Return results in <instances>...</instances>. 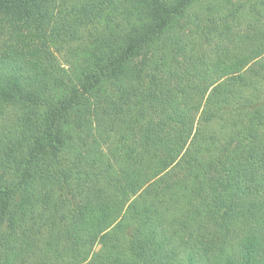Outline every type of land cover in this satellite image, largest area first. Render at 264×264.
I'll return each instance as SVG.
<instances>
[{"label": "trees", "instance_id": "obj_1", "mask_svg": "<svg viewBox=\"0 0 264 264\" xmlns=\"http://www.w3.org/2000/svg\"><path fill=\"white\" fill-rule=\"evenodd\" d=\"M0 264H264V0H0Z\"/></svg>", "mask_w": 264, "mask_h": 264}]
</instances>
